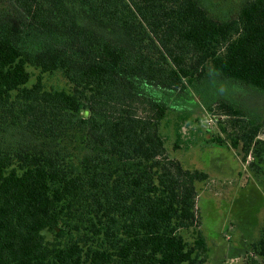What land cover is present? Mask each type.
Masks as SVG:
<instances>
[{
    "label": "trees",
    "instance_id": "trees-1",
    "mask_svg": "<svg viewBox=\"0 0 264 264\" xmlns=\"http://www.w3.org/2000/svg\"><path fill=\"white\" fill-rule=\"evenodd\" d=\"M13 2L20 18H0V264H203L201 232L192 245L181 232L197 227L207 176L168 156L166 97L208 66L264 92V0L229 20L200 0ZM53 75L65 87L47 88ZM239 122L229 144L264 177L259 124ZM250 253L263 264L264 227Z\"/></svg>",
    "mask_w": 264,
    "mask_h": 264
},
{
    "label": "rangeland",
    "instance_id": "rangeland-1",
    "mask_svg": "<svg viewBox=\"0 0 264 264\" xmlns=\"http://www.w3.org/2000/svg\"><path fill=\"white\" fill-rule=\"evenodd\" d=\"M200 1L213 18L229 20L249 0ZM15 4L0 0V18H20ZM201 80L185 94L166 97L169 110L161 121L168 156L183 169L207 176L195 184L197 227L181 234L192 245L195 231L201 232L207 246L203 264H245L264 227V177L251 171L253 158L247 155L243 160L240 149H233L229 141L241 120L258 123V139L264 140V92L223 79L209 66ZM44 82L47 88L65 87L59 75L45 76ZM221 104L234 106L239 116L226 115Z\"/></svg>",
    "mask_w": 264,
    "mask_h": 264
}]
</instances>
